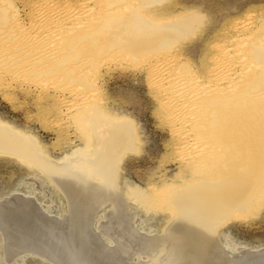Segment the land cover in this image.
Instances as JSON below:
<instances>
[{
	"label": "bare ground",
	"instance_id": "6f19581e",
	"mask_svg": "<svg viewBox=\"0 0 264 264\" xmlns=\"http://www.w3.org/2000/svg\"><path fill=\"white\" fill-rule=\"evenodd\" d=\"M38 1L29 8L28 13L26 12L28 16L26 21L21 16L11 21L10 30L12 32L6 34L8 40L7 43L6 40L4 41L5 46H0V81L3 83L10 79L7 80L11 69L9 67L21 70V72L22 69L26 71L45 69V60L53 56L55 59L56 54H60L63 51L61 48L66 44L63 40H60L63 42L60 43L54 39L57 32L63 30V34L60 36H64L65 31L74 24L95 23L98 16L102 18L108 10L106 8V10L104 8L102 10L101 7L97 9L95 4L93 5L96 7L92 3L89 6V3H86L87 8L84 7V10L75 11L76 13L72 11L71 14L69 11L77 8L80 4L76 5L77 7L72 6L73 8L68 10L65 9L66 7H60L56 2L52 4L46 0ZM149 1L151 2V0ZM81 2L83 3V1ZM7 4L12 11L18 9L13 0H0V8ZM60 5L63 6L61 3ZM6 8L8 7H4V9ZM136 17L135 15L134 18L136 19ZM127 18L124 20H128ZM202 20V17L197 14L195 18L190 19V23L196 25L197 22L200 24ZM137 21H140L139 18ZM145 21V19L142 20V22ZM5 22L6 20L0 15V30L5 28L3 26L7 24ZM134 23L131 26L137 32L138 30L147 32L151 27V25H149L150 27H143L144 23H138L143 25L139 27ZM109 27L111 25L107 26V28ZM153 27L154 25H152ZM174 29L175 27L168 30L173 31ZM186 30L185 34H189V30L188 32ZM113 32L112 34H115ZM161 32L156 33L159 40L166 31ZM5 33H7L6 30L0 31V36ZM178 34L180 35V33ZM166 36L163 37L166 38ZM237 37L235 40L230 39V42L243 44L245 41L246 43L249 41V36ZM140 39L141 41L134 40V46L136 45L137 48L143 42L141 47L143 46L142 49H145L144 39ZM169 40L171 41V39ZM217 48L218 53L222 55L219 54L220 61L218 60V64L214 63L217 60L215 61V57H212L214 60L211 64L213 76L211 75L212 79L209 77L210 80L208 81V78L205 81L199 78L200 76L191 77V74L183 78L181 75L185 72L182 68L180 72L175 69L177 73H174L176 71L173 72L169 66H164V69L160 64H157L158 67L161 66L162 68L156 67V77L161 78V81L157 79L161 85V88L159 87L161 99L167 102L165 103L167 106V114L164 111L165 118L170 122L172 132L178 133L179 131L181 134L177 141L180 142L177 143V147L184 156L188 155V157L183 158L184 165H187L189 169L188 173L204 169L207 163H212L214 166V170L208 176L203 175L188 180L182 176L176 184L172 179V181L169 180L170 182H166L165 179L161 186L154 187L156 192L160 194L171 195L168 206L173 209V217L161 234L151 235L136 228L133 219L134 214L129 210L127 200L117 184L118 161L122 155L117 153L114 147L118 145L135 146L131 122L111 120L109 116L100 111L99 103L95 102L93 114L86 112L85 116V113L82 115L83 117L80 115L82 118L80 121L83 123L85 132L87 131L86 133L91 136L90 147L88 150L79 149L78 156H76V151L73 157L68 156L62 161H56L44 153L42 147L31 137V134L18 132L0 121V153L15 155L26 161L30 165L29 167L40 168L51 179L56 190L65 201L63 212L56 214L36 203L35 199L21 193L0 199V248H2L4 257L6 256L8 260H11L18 253L28 251L51 264H264V247L256 250L244 247L232 251L230 247L220 243L216 234L217 227L226 221L234 208L244 207L250 200L256 199L257 191L264 187V183L261 182L262 164H256L255 161L250 160L251 158L247 162L244 161L246 157L251 156L248 153L252 151V148L250 149L246 144L249 145L252 142L261 144L260 137L262 135L259 129L262 127L261 116H264V88L261 89L264 75L259 74L257 65L251 63L253 61L251 57H249L250 60L244 59L236 68L238 64L235 63L237 59H235V51L231 49L232 47L218 45ZM16 55L20 59L15 57ZM58 55L56 57L59 58L61 55ZM6 56L9 57L10 61L3 64L5 61L3 59ZM63 56L65 55H62L61 59L64 58ZM238 57L241 59L240 56ZM5 59L9 60L7 57ZM69 66L67 63V67ZM26 71L20 73L23 74ZM13 73L11 72V74ZM68 73V71L65 73L64 83L65 79L70 76H67ZM250 73H253L252 76L245 81L242 87H238L236 75L243 74L247 78ZM30 74L24 76L28 78ZM43 74L46 76L45 73ZM51 75L54 76V73ZM24 76L19 79L24 80ZM39 76L41 77V74ZM31 77L27 79L28 81L24 80L26 83L20 84L22 89L26 92L38 90L41 94H46L47 97L48 95L51 96L52 93L49 91L51 88L49 89L45 85H35L34 87L33 82L29 81L33 79ZM59 77L63 80V77ZM67 79L65 84L69 80ZM255 79V82L252 81ZM44 80L46 81L45 78ZM43 81L42 84H46ZM11 82L12 80L6 82L8 89L14 87ZM39 83L41 84V82ZM64 83L56 85L60 88L57 90V95L59 94L58 96L62 98L61 100L59 97L61 102L55 100L58 110H60L58 112H62L61 114L68 108H73L74 105L72 106V104L77 100L79 94L76 88H72L74 86L69 87ZM52 84L54 85V83ZM0 85L3 88L4 85ZM36 96L38 95L36 94ZM77 104H79L78 101ZM220 105L226 106L216 107ZM77 110L79 111V109ZM211 120L214 121L213 125H209ZM262 140L264 139L262 138ZM239 143L242 144L239 145ZM243 144H245L244 151L241 149ZM215 151L220 155L216 156ZM246 154L247 156L243 158V155ZM227 157L229 164L226 162ZM238 159L241 161L236 163ZM232 161H235L236 165L232 164ZM220 164L224 168H219L221 167H218ZM253 173L257 175H253ZM109 203L111 206L114 205L112 210L110 209L108 213L107 210L103 215L104 221L102 220L95 226L94 219L98 211Z\"/></svg>",
	"mask_w": 264,
	"mask_h": 264
},
{
	"label": "rangeland",
	"instance_id": "374dc122",
	"mask_svg": "<svg viewBox=\"0 0 264 264\" xmlns=\"http://www.w3.org/2000/svg\"><path fill=\"white\" fill-rule=\"evenodd\" d=\"M36 1L39 2L38 0H13L18 7L14 11H12L8 4L6 6L10 9H4L6 6L0 8V15L3 16L6 20L5 23H7H4L5 25L3 26L5 28L0 30H6L7 32L1 34L0 46H5L4 44L8 40V35L6 34L12 32L10 30L11 21L17 17L20 18V16L26 21L28 18L27 13L30 10L29 8ZM43 1L40 0V2ZM84 1L86 0H46V2L52 4L56 2L60 7H66L65 9L68 10L80 4L77 8L69 11L71 14L73 13L72 11L76 13L84 10V7L87 8L86 3H89L88 6L91 3L92 5L95 4L97 7L95 5L93 6L97 9L101 7L100 9L102 10L103 8L104 10H108H106L104 13L105 16L102 18L98 16L95 23L74 24L68 30H64V36H60V34H63V30L57 32L54 39L57 42L63 40L66 44L61 48L63 51L60 54L57 53L56 56L58 54L61 56L65 55L63 56L65 59H61L59 55L61 60L56 56L54 59L53 56L45 60V69L39 71H26L22 69V72L26 71L23 74H21V70H15L9 67L11 69L9 70L10 74L8 73L7 80L10 78L14 87L12 89L9 87L8 89L6 82H10V79L6 82L4 81V83L0 81V84L2 86L4 85L3 88L0 85V121L8 124L18 132L31 134V137L42 147L44 153L56 161H62L68 156L73 157L76 151V156H78L79 149L88 150L90 147L91 136L86 133L87 131L85 132L83 123L80 121L82 118L80 117L84 113L85 116L86 112L87 114H93L95 111V102L97 104L99 103L100 111L109 116L111 120L131 122L135 140L133 143L135 146L118 145L114 147L116 152L122 155L118 161L117 184L127 200L129 210L134 214L133 219L136 228L151 235H158L170 224L171 218L173 217V209L168 206L170 205L169 199L171 195L168 194L166 196V194L163 195L164 193L160 194L156 192L154 187L161 186L165 182V179L166 182H170L169 180L172 179L176 184L181 180L182 176H185L187 180L203 175L208 176L214 170V166L212 163H207L204 169L192 171L190 173L192 175L188 173L189 169L187 165H184L185 162L183 159L188 157V155L184 156L183 152L181 153L178 150L179 147H177L180 143L177 141L181 134L179 131V134L174 130L172 132L171 124L165 118L167 114V106L165 103L167 102L161 99V85L158 82V80L161 81V78L159 77L158 79L156 77V69L169 66L173 69V72L176 70L180 72L182 68L185 72V75H181L183 78L191 74V77L194 76L195 78L200 76L199 78L205 81L208 78V81L210 80L209 77L212 79L213 76L211 64H213L214 60H217L214 63L218 64L220 55H222L218 53V45H228L235 51L234 56L237 59L235 63L238 64L236 68H238L244 59L250 60L249 57H251L253 59L251 63L257 65V70L260 72L258 73H262L263 76L264 0H151V2L149 0H89L91 2L86 1L85 3ZM69 6L70 8H67ZM197 14L203 20L200 24L198 22L196 25L193 23L194 26L190 23V19L195 18ZM135 15L137 16L136 19L134 18ZM124 18L128 20H124ZM137 18L140 21H137ZM144 19L147 21H145L146 23L142 22ZM134 22L137 25H139L138 23H144V26L140 24L143 27H150L149 25H151L149 29L146 28L151 32L148 30L147 32L143 30L135 31L132 28ZM108 25H111V27L107 28ZM140 25L139 27H141ZM152 25H154L155 29L154 27L152 28ZM172 26L177 30H168L173 29L170 28ZM184 29H187V32L189 30V34H185ZM155 30L158 32L166 31L163 36L168 34L166 36L167 39L161 36L159 40L156 34L158 32ZM112 31L115 34H112ZM176 31H180L178 32L180 35ZM240 36H249L248 43L245 41L242 44L238 42L239 39L237 44L236 42H230V39L235 40L236 37L239 38ZM139 37L144 39V46H147H145V49H142L143 46L141 47L143 42L137 48L135 47L136 45L134 46V40L141 41ZM162 37L163 39H161ZM63 42L60 41V43ZM213 56L215 57L214 60ZM238 56L241 59H238ZM6 57L9 59L8 56ZM15 57L20 59L17 55ZM5 58L3 59L5 60L3 64L6 61H10V59L6 60ZM67 63L68 66L70 65L69 67H67ZM157 64H160L162 67H158ZM71 66L73 67L71 68ZM67 71L70 73L67 76H70H68L69 78L67 77L69 80L66 78L69 82L67 81V84H65L66 79L64 83V78L66 77L65 73ZM177 71L174 73H177ZM11 72L16 73H13L16 77ZM29 73L31 74L26 78ZM43 73L52 78L43 76ZM53 73L54 76L51 75ZM40 74L43 79L39 76ZM165 74L167 75L166 70ZM252 74L250 73V76L247 78L243 74H237L236 76L238 78L235 76L238 79L237 86L242 87ZM32 75L39 78L35 76L33 78ZM62 75L65 76L63 77ZM23 76L25 77L24 80L30 79L29 77L32 76L31 79H33L29 81L33 82L32 85L34 87L35 85H45L49 89L51 88L49 90L52 93L51 96L48 95L47 97L46 94H41L38 90L26 92L20 85L22 82L26 83V81L19 79ZM55 76L59 78V82ZM59 76L61 78L63 77V80ZM40 79L42 81L44 80L43 82L46 84H42ZM252 81L255 82L256 79ZM262 82L261 89L264 88V76ZM63 83L66 86L69 85V87L74 86L72 88H76L79 94L77 95V100L72 104V106L74 105L73 108L70 107L67 111L65 110L66 112L64 111L65 113L63 112L61 114L62 112H58L60 110H58L57 101L61 102L62 98L58 96L59 94L57 95V90H60V88L56 85ZM47 84L50 85L48 86ZM78 88L79 90L81 89L80 92ZM86 95L90 96L87 97ZM77 101L79 104H77ZM54 106L57 107L55 108ZM224 106L226 105L216 107L221 108ZM87 107L88 110L86 111ZM83 108L85 109L83 110ZM213 124V120L209 121V125ZM261 125L262 127L259 129L262 135L260 137L261 144L253 142V144H246L250 149L252 148L251 153H248L251 156L246 157V154L243 155V158L246 157L244 159L246 162L251 158L250 160L255 161L256 164H262L261 167L263 168L261 172L263 173H261V182L264 183V140H262V138L264 139V116H261ZM241 146L243 150L245 144ZM215 155L218 156L220 154L215 151ZM258 155L260 156L258 157ZM227 158L226 162L229 164V158L228 160ZM255 158L257 159L255 160ZM240 161L241 159H238L236 163ZM234 162L232 161V164ZM234 165L236 164L234 163ZM29 166L26 161L15 155L0 153V199L21 193L35 199L36 203L41 204L42 207L49 211L51 210L56 214H61L65 208V201L62 195L56 190L55 185H53L51 179L44 171L36 166ZM222 166L219 168H224ZM256 196V199H252L253 201L250 200L244 207L234 208L232 210L233 212L231 211L232 213H229L226 221L222 224L219 222L220 225L217 227L216 234L219 237L220 243L230 247L232 251H237L244 247L255 250L264 247V187L257 191ZM113 206V204L111 206L109 203L103 208L104 210L101 209L98 211L94 219L95 226L102 222V220L104 221V213L107 210V213L110 209L112 210ZM0 264L51 263L28 251H22L14 256L13 259L8 260L6 256L4 257L2 248H0Z\"/></svg>",
	"mask_w": 264,
	"mask_h": 264
}]
</instances>
